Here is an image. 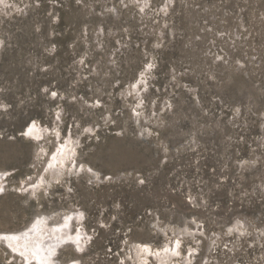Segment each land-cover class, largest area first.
<instances>
[{"label":"rangeland","instance_id":"1","mask_svg":"<svg viewBox=\"0 0 264 264\" xmlns=\"http://www.w3.org/2000/svg\"><path fill=\"white\" fill-rule=\"evenodd\" d=\"M33 120L85 165L37 196L21 181L57 141L21 136ZM60 210V264H139L133 244L167 240L175 264L192 246L191 264H264V0H0V231Z\"/></svg>","mask_w":264,"mask_h":264},{"label":"bare ground","instance_id":"2","mask_svg":"<svg viewBox=\"0 0 264 264\" xmlns=\"http://www.w3.org/2000/svg\"><path fill=\"white\" fill-rule=\"evenodd\" d=\"M137 85L138 82L134 83L128 88L130 94H132L134 91L137 92ZM84 131H94V128L93 126H88ZM20 133L26 139L32 140L34 142L43 141L46 137L49 136H53L57 141L55 149L51 153H48L45 150L46 147L42 145V147L40 146L41 149H37V153L39 151V154L41 153L40 155L47 156L44 173H41L33 181L30 178L26 180L23 178L21 181V183L24 184V186L27 187L32 194L37 196L44 190L49 191L48 189H51L56 183L63 182L65 175H77L82 173L85 169V165L81 164L82 162H78L76 148L77 142L75 141V137L73 136L72 131H69L67 135H61L57 121L53 126H44L43 124L39 123L38 120H33L30 121ZM47 172L49 173V176H46ZM91 172L93 173L92 177H95L96 179L99 178L97 180H101L100 177L102 175H100L99 173L97 174L92 170ZM106 179H111V177L106 176ZM72 208L74 209V207ZM68 213L67 215H69ZM58 216L60 217L59 221L58 219L54 221L53 219H56ZM76 217L77 216H75V218ZM66 218V213L61 210L52 214H47L44 212L35 214L32 217L31 221L22 229L16 231H0V244L5 245L10 250L17 264H60L61 261L60 263L58 262V253L60 252L62 246L66 245V242L68 241H71V243L72 241H77V239L74 238L73 235L67 236L68 234L65 232ZM72 225L70 222V226ZM237 225L238 222L233 225H229L228 233H233L236 228L238 229ZM167 228H171L174 234H177L181 239L185 237L186 232L189 233L188 235H194L191 230L185 227L175 229L172 228L171 225H169L167 226ZM162 229V232L167 236L170 234L169 232H167V229L165 227ZM238 230V235L241 237L244 234V231L242 228H239ZM79 232L81 231L79 230ZM178 241L180 243L179 239ZM171 242L173 243L174 241L167 240L160 247L156 248L155 245L149 241L133 244V248L138 254L139 264L145 263L146 259H148L149 255L151 254H153L157 258V262L155 264H175V262H173L172 260L176 258L180 253L179 245L176 243L175 248H172ZM189 250V253L185 256L186 258L184 260V264H191L194 255L197 254L196 247L192 246ZM139 253H142L143 256H140ZM64 264L79 263L77 261H70Z\"/></svg>","mask_w":264,"mask_h":264},{"label":"water","instance_id":"3","mask_svg":"<svg viewBox=\"0 0 264 264\" xmlns=\"http://www.w3.org/2000/svg\"><path fill=\"white\" fill-rule=\"evenodd\" d=\"M22 136V134H20Z\"/></svg>","mask_w":264,"mask_h":264}]
</instances>
